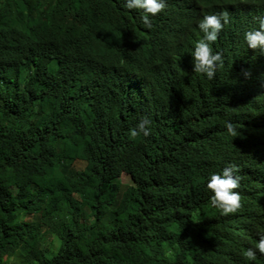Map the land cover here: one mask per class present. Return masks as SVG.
Instances as JSON below:
<instances>
[{
	"label": "trees",
	"instance_id": "16d2710c",
	"mask_svg": "<svg viewBox=\"0 0 264 264\" xmlns=\"http://www.w3.org/2000/svg\"><path fill=\"white\" fill-rule=\"evenodd\" d=\"M165 4L145 29L123 0H0V264H246L264 234V58L237 51L264 0ZM220 12L210 81L178 39ZM229 166L241 206L221 215L206 185Z\"/></svg>",
	"mask_w": 264,
	"mask_h": 264
},
{
	"label": "clouds",
	"instance_id": "9594fccd",
	"mask_svg": "<svg viewBox=\"0 0 264 264\" xmlns=\"http://www.w3.org/2000/svg\"><path fill=\"white\" fill-rule=\"evenodd\" d=\"M124 8L136 10L139 21L145 29L152 28V18L165 10V0H123ZM228 24V15L226 12L218 14L204 15L197 23L200 32L194 31L187 37H180L192 43L190 50L187 52L184 48L183 56L190 58L193 72L200 74L212 80L217 70L222 66V53L213 51L211 44L219 43V33L225 25ZM245 43L246 49L237 51L239 63L242 65L243 54L245 51H252L260 54L264 58V10L259 15L257 21L245 30L239 33ZM183 70L179 60L174 70L175 84L183 80L180 71ZM150 120L146 117L141 118L135 128L130 130L131 136L142 134L147 137L150 134ZM224 128L229 136L236 137L238 130L229 121L224 122ZM234 166L225 167L220 173L210 174L207 181V189L211 192L208 203L211 207L216 208L221 215L235 213L241 206L240 193L235 191L240 186L238 176H234ZM257 253L264 255V234H259L254 247H249L242 252V256L247 262L254 261Z\"/></svg>",
	"mask_w": 264,
	"mask_h": 264
},
{
	"label": "rangeland",
	"instance_id": "374dc122",
	"mask_svg": "<svg viewBox=\"0 0 264 264\" xmlns=\"http://www.w3.org/2000/svg\"><path fill=\"white\" fill-rule=\"evenodd\" d=\"M77 166H78L77 169H79V170H83L85 168V165H83L82 163H78ZM121 182L123 184H130L131 183V178L129 176L123 175L122 179H121Z\"/></svg>",
	"mask_w": 264,
	"mask_h": 264
}]
</instances>
